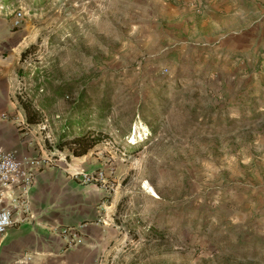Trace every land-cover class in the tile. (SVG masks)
I'll return each instance as SVG.
<instances>
[{
	"label": "rangeland",
	"instance_id": "1",
	"mask_svg": "<svg viewBox=\"0 0 264 264\" xmlns=\"http://www.w3.org/2000/svg\"><path fill=\"white\" fill-rule=\"evenodd\" d=\"M8 1L0 48L18 93L38 76L82 81L93 104L110 97L99 157L118 184L111 264H264V0L184 3L186 15L178 0ZM62 112L40 130L47 148ZM137 219L166 240L133 232Z\"/></svg>",
	"mask_w": 264,
	"mask_h": 264
},
{
	"label": "crops",
	"instance_id": "2",
	"mask_svg": "<svg viewBox=\"0 0 264 264\" xmlns=\"http://www.w3.org/2000/svg\"><path fill=\"white\" fill-rule=\"evenodd\" d=\"M227 1L236 6L237 0ZM178 2L176 13L186 15L192 7H182L184 3L212 2L216 7L225 0ZM6 52V48H0V117H8V120L0 118V150L12 152L18 159L52 158L56 165H44L36 173L29 194L33 217L30 219L21 212L14 215V225L0 242V264H111L118 234L122 233L114 222L118 197L95 185L83 184L71 175L74 170L102 169L99 157L102 147L97 146L83 158L67 159L66 155L47 148L39 129L23 133L17 124V120L25 119L17 101L22 83L13 69L15 56ZM65 227L79 232V244L73 249L68 248L60 234Z\"/></svg>",
	"mask_w": 264,
	"mask_h": 264
},
{
	"label": "trees",
	"instance_id": "3",
	"mask_svg": "<svg viewBox=\"0 0 264 264\" xmlns=\"http://www.w3.org/2000/svg\"><path fill=\"white\" fill-rule=\"evenodd\" d=\"M5 2L9 3L8 0ZM29 51L30 49L24 51L21 59L26 58ZM33 80L35 85L32 90L17 94V101L29 126H38L46 119H52L53 108L63 106V112L56 115L57 125L51 123L54 142L50 148L66 152L67 159L83 158L97 146L107 142L105 126L113 109L108 94L99 104H93L92 98L88 97L89 86L82 85V81L54 83L51 79L40 81L38 76H34ZM143 116L146 114L143 113ZM149 118L155 120L153 115ZM146 122L147 128L156 123L151 120ZM127 151L136 152L134 149ZM138 230L152 241L161 242L167 238V230L155 226L145 228L139 219L133 232L137 233Z\"/></svg>",
	"mask_w": 264,
	"mask_h": 264
},
{
	"label": "built area",
	"instance_id": "4",
	"mask_svg": "<svg viewBox=\"0 0 264 264\" xmlns=\"http://www.w3.org/2000/svg\"><path fill=\"white\" fill-rule=\"evenodd\" d=\"M21 16L22 14H18V17H15L14 26H18ZM0 118L8 120L6 115ZM48 122V119H46L38 126L32 127L27 124L25 119L17 120L19 128L25 134H30L33 128L46 130L49 125ZM44 165L53 167L56 165L55 160L52 158L18 159L14 153L0 150V242L14 225V215L17 212L28 215L30 219L33 217L30 214L29 194L36 173ZM71 175L83 184L95 185L103 189L109 195H114L118 189L117 180L113 177V172L108 169H99L92 172L74 170ZM78 233V230L73 227H65L61 230L60 234L67 241L69 249L78 246L80 241Z\"/></svg>",
	"mask_w": 264,
	"mask_h": 264
}]
</instances>
